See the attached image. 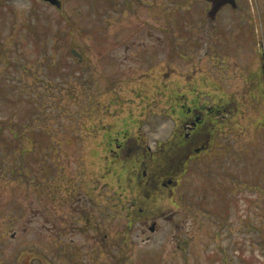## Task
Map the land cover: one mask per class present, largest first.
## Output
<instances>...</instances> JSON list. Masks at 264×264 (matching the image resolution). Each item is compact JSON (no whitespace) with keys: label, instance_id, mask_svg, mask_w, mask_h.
<instances>
[{"label":"rangeland","instance_id":"obj_1","mask_svg":"<svg viewBox=\"0 0 264 264\" xmlns=\"http://www.w3.org/2000/svg\"><path fill=\"white\" fill-rule=\"evenodd\" d=\"M61 1L57 7L0 0V230L10 219L19 232L27 223L24 235L36 254L40 221L28 219L41 186L103 183L108 158L99 142L107 143L102 133L118 118L135 127L143 123L151 142L167 135L165 105L140 108L142 99L134 96L135 88H149L140 77L151 67V55L158 70L194 69L213 87L205 92L220 86L222 96L237 91L247 102L235 127L222 128L225 147L216 146L184 176L179 193L188 203L189 245L157 253L150 264H264V92L247 94L245 83L264 63V0H237V9L225 8L213 28L201 25L210 21L203 0ZM73 47L83 53L81 64ZM123 78L132 81L125 89ZM173 80L183 83L179 76ZM253 80L264 86V77ZM154 97L160 94L151 92L146 100ZM51 195L48 188L45 196ZM50 239L45 247L52 246Z\"/></svg>","mask_w":264,"mask_h":264},{"label":"flooded vegetation","instance_id":"obj_2","mask_svg":"<svg viewBox=\"0 0 264 264\" xmlns=\"http://www.w3.org/2000/svg\"><path fill=\"white\" fill-rule=\"evenodd\" d=\"M227 7L230 6L224 9ZM217 19L198 24L213 28ZM192 33L185 34L192 36ZM190 41L198 42L192 37ZM143 47L150 52L154 50L145 42ZM147 64L151 67L144 70L140 79L143 78L142 85L151 91L135 88L134 96L142 100H132V103L138 101L140 108L165 105L171 121L167 135L151 142L149 135L142 131L143 123L135 127L119 118L111 124V129L106 127L102 137L107 143L99 142L106 147L108 158V166L106 160L102 162L106 165L101 175L103 183L93 179L82 183L66 181L68 184L61 183L62 187L59 184L41 186L38 207L31 209L32 217L28 219V223L36 218L40 221L38 252H29L24 235L27 223L19 232L13 230L10 219L1 225L6 228L0 230V264H150L157 253L183 251L189 245L188 203L179 193L184 176L204 156L213 154L216 146L225 147L219 143L227 135L222 128L235 127V117L247 102V95L239 97L236 91L222 96L220 86L213 93L205 92L203 87H212L205 76L197 78L194 69L158 70L152 67L151 55ZM249 74L245 77L247 94L253 88L254 92H264L263 84L256 86L258 82L253 80L264 77V63ZM173 76L182 78L183 83L173 80ZM153 79L155 87L151 88ZM131 83L123 78L121 88ZM151 92L160 97L146 100ZM98 149V142L90 148L92 158ZM71 185L70 195L60 196L62 188ZM48 188L53 195L45 196ZM50 238L52 246L45 247V240Z\"/></svg>","mask_w":264,"mask_h":264},{"label":"water","instance_id":"obj_3","mask_svg":"<svg viewBox=\"0 0 264 264\" xmlns=\"http://www.w3.org/2000/svg\"><path fill=\"white\" fill-rule=\"evenodd\" d=\"M49 1L55 5H61L59 0H45ZM210 2L211 6L207 12L208 16L211 19H216L218 12L227 4H231L233 7H237L238 3L237 0H207ZM73 53L81 58V54L76 50L73 49Z\"/></svg>","mask_w":264,"mask_h":264},{"label":"trees","instance_id":"obj_4","mask_svg":"<svg viewBox=\"0 0 264 264\" xmlns=\"http://www.w3.org/2000/svg\"><path fill=\"white\" fill-rule=\"evenodd\" d=\"M71 55H72V53H71ZM74 58L77 60L78 64H81V62H83V61H79V59L77 57H74Z\"/></svg>","mask_w":264,"mask_h":264}]
</instances>
